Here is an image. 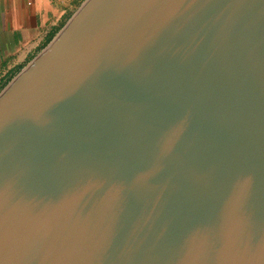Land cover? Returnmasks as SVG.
Instances as JSON below:
<instances>
[{
  "label": "water",
  "instance_id": "obj_1",
  "mask_svg": "<svg viewBox=\"0 0 264 264\" xmlns=\"http://www.w3.org/2000/svg\"><path fill=\"white\" fill-rule=\"evenodd\" d=\"M0 264H264V0H87L0 94Z\"/></svg>",
  "mask_w": 264,
  "mask_h": 264
},
{
  "label": "crops",
  "instance_id": "obj_2",
  "mask_svg": "<svg viewBox=\"0 0 264 264\" xmlns=\"http://www.w3.org/2000/svg\"><path fill=\"white\" fill-rule=\"evenodd\" d=\"M85 1L0 0V73L24 66L41 52L69 14Z\"/></svg>",
  "mask_w": 264,
  "mask_h": 264
},
{
  "label": "rangeland",
  "instance_id": "obj_3",
  "mask_svg": "<svg viewBox=\"0 0 264 264\" xmlns=\"http://www.w3.org/2000/svg\"><path fill=\"white\" fill-rule=\"evenodd\" d=\"M87 1V0H86ZM85 1V2H86ZM82 3L80 5L77 6V8L74 9L73 12H71L69 15V18L66 20V22H64L60 29H58L55 37L44 47V49L39 52L37 55H35V57L30 58V60L22 67L17 68L16 70L9 72V73H0V94L10 85V83L13 82L14 79H16L24 70L28 69V67L31 65V63L38 58L42 52L49 46V44L57 37V35L63 30V28L66 26V24L69 22V20L75 15L77 14V12L79 11V9L82 7L83 4Z\"/></svg>",
  "mask_w": 264,
  "mask_h": 264
},
{
  "label": "trees",
  "instance_id": "obj_4",
  "mask_svg": "<svg viewBox=\"0 0 264 264\" xmlns=\"http://www.w3.org/2000/svg\"><path fill=\"white\" fill-rule=\"evenodd\" d=\"M57 31H58V30H57ZM57 31L54 32V33L52 34L51 38H49V39L47 40L45 46H46V45H47V44H48V43L54 38V36L56 35Z\"/></svg>",
  "mask_w": 264,
  "mask_h": 264
}]
</instances>
